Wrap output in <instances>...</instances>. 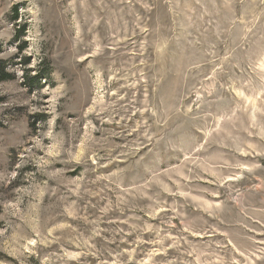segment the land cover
Wrapping results in <instances>:
<instances>
[{
  "label": "rangeland",
  "instance_id": "rangeland-1",
  "mask_svg": "<svg viewBox=\"0 0 264 264\" xmlns=\"http://www.w3.org/2000/svg\"><path fill=\"white\" fill-rule=\"evenodd\" d=\"M0 264H264V0H0Z\"/></svg>",
  "mask_w": 264,
  "mask_h": 264
}]
</instances>
